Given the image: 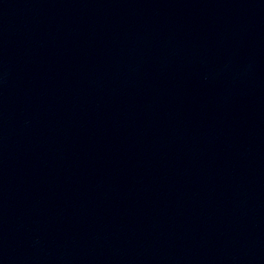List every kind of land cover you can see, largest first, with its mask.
Here are the masks:
<instances>
[{
	"label": "water",
	"instance_id": "water-1",
	"mask_svg": "<svg viewBox=\"0 0 264 264\" xmlns=\"http://www.w3.org/2000/svg\"><path fill=\"white\" fill-rule=\"evenodd\" d=\"M0 264H264V0H0Z\"/></svg>",
	"mask_w": 264,
	"mask_h": 264
}]
</instances>
